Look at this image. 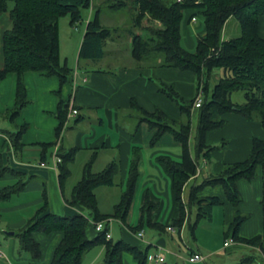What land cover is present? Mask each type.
<instances>
[{
	"label": "trees",
	"instance_id": "trees-1",
	"mask_svg": "<svg viewBox=\"0 0 264 264\" xmlns=\"http://www.w3.org/2000/svg\"><path fill=\"white\" fill-rule=\"evenodd\" d=\"M128 1L131 0H114L110 7L120 10L128 5ZM131 3L137 11L134 26L144 29L143 34L133 29L129 30L132 58L138 63L147 61L154 65L191 72L198 81L196 94L200 89L203 92L201 106L193 110L196 95L186 99L176 92L172 85L167 86L158 82L160 92L178 106L182 115L179 121L168 117L159 108L152 112L147 111L132 100L131 116L134 111L143 114L133 127L132 135L143 122H147L151 130H156L151 145H155L166 132H169L182 146L180 160L168 154L157 157L171 178L174 197L179 207L178 218L168 225L152 222V211L156 203L147 196L141 209L140 223L137 228L132 229L139 231L148 223L161 231L168 230V226L181 231L188 225L195 237L200 221L211 218L216 205L228 202L236 211L224 232L225 236L231 237L235 242L257 248L264 258V176L261 199L263 229L261 233L252 237L240 234V228L248 216L239 209L243 198L238 187L240 179L252 182L257 177L259 169H264V137L254 136L251 140L250 153L246 158L225 163L220 172L212 173L201 182L189 186L187 199L184 198L190 179L198 173L200 159L203 157L210 160L213 151L226 148L227 140L221 144H208L207 135L210 131L226 125L227 114L236 113L246 120L259 121L264 127V0H132ZM92 6L94 14L86 24L78 63L81 59L101 58L105 54L106 43L116 37L117 28L112 29L102 24V9L95 7L93 0H0V13L8 12L12 20L11 26L3 34L4 66L0 69V81L9 73L17 74L16 103L14 108L8 111L11 120L18 117L29 103L24 82L26 72L38 71L47 77L56 76L61 84L72 77L74 68L70 67L67 61L61 62L59 20L69 15L70 24L74 26L83 19L82 10ZM188 10L190 11L188 21L197 14L204 17L205 31L198 37L195 51L187 50L181 43V23ZM232 16L236 17L240 24V34L223 39L225 25ZM146 18L150 23L143 25ZM154 20L160 21L161 26L151 24ZM215 69H221L222 73L218 82L210 89L209 80ZM236 90L244 92L245 102L233 101L232 93ZM196 111L198 122L194 136L195 153H192L190 145L192 116ZM68 114L69 100L59 95L57 110L54 113L59 120V125L55 129L56 135H60ZM81 119H84L83 115L77 116L75 121L80 122ZM27 127L26 124L22 125L16 132L9 134L15 148L23 147L22 136ZM53 145L52 142L41 143L42 160L47 158L48 150ZM141 149V146H133L125 188L113 210L106 213L100 208L96 189L116 184V176L121 169L119 159L115 157L102 170L95 171L94 164L99 148H94L83 166L80 179L72 186L68 196L64 185L72 173L71 165L76 160L80 148L60 147L58 154L62 160L58 163L57 169L64 200L70 206L85 208L89 215L84 212L73 215L51 212L47 185L44 182L43 204L28 219L25 226L16 232L20 250L29 252L33 258L39 259L42 249L35 234L59 232L62 238L55 247L51 264H82L86 252L96 245L105 247V256L101 264H124V253H130L137 264H147L150 246L141 248L124 239L114 241L111 236L107 237V233L110 232L108 222L112 218L126 223L140 174ZM7 172L21 177V174L11 167L1 164L0 177ZM26 185L27 182L20 179L0 190V198H10L13 194L23 191ZM208 186H221L224 190V200L217 195L201 197L200 192ZM194 210L195 220L192 221L189 211ZM99 221L106 222L105 228L100 231L95 226ZM90 226L95 232L93 237L88 235ZM253 260V256L245 257L242 263Z\"/></svg>",
	"mask_w": 264,
	"mask_h": 264
},
{
	"label": "crops",
	"instance_id": "crops-1",
	"mask_svg": "<svg viewBox=\"0 0 264 264\" xmlns=\"http://www.w3.org/2000/svg\"><path fill=\"white\" fill-rule=\"evenodd\" d=\"M186 14H188V18L190 11H186ZM11 23V16L8 12L0 13V69L4 66L3 34L4 31L11 26ZM204 31L201 35L204 34ZM104 49L105 54L99 58V60L114 62L116 59L120 60L123 58L128 62L126 65H118L113 69H106L104 67L94 68L91 66V60H85L82 65L79 62L77 63L76 69H74L72 77L64 84H61L58 77H47L42 72L28 71L24 74V82L28 91L29 103L14 120L8 119L6 122H0V148L2 149L3 146H8L7 151L2 153L1 162L6 164L8 161L11 165L9 166L14 171L21 174V177L30 176V180L23 191L15 193L10 198H7L8 201H10L7 205L0 202V212L7 213L27 210H33V212H35V209H37V207L39 208L42 202V198L39 196L36 198L31 197L32 199L28 198L27 200L12 201H14L13 197L16 195L19 196L24 193H33L35 195L41 192L43 185L38 181L40 178L44 179L49 187V210L51 212L59 215H73L77 212H86L85 208L70 206L64 200L58 169L53 163V156L57 147L58 149L60 147L69 149L74 146L80 148L78 156L72 165L78 161L77 159L82 152L86 153V156L82 159L83 162L78 167L81 173L84 164L90 158L94 148H99V154L94 164V169L96 171L99 166L105 167L107 163L115 158V156L112 157V155H110L103 158L102 161L100 160L102 159V152L111 151L117 148V158L119 159L121 166V192L125 188L129 174L133 146L140 142L143 144L141 148L151 151L150 159L148 160L151 169L147 170L144 161L145 156L143 154L142 157L140 152V174L138 181L140 178L142 179V173L144 175L147 172L150 179L153 176H157V173L161 174L162 170L157 163H159L166 171L164 165L157 160V157L164 154L161 152H165L171 156L173 153L163 151L157 147L171 144L181 145V143L176 141L171 133L166 132L155 145H151V139L156 130H151L147 123H142L136 133L132 135L131 132H129V129L124 125L128 123V120L125 119V117L132 114L130 112L131 102L132 100H135L138 105L147 111L152 112L159 108L168 117L177 121L181 120L182 115L178 106L168 96L160 92L158 82L164 83L167 86L172 85L176 92L181 96L192 98L197 92L195 75L178 68L154 65L147 61L138 63L135 60L134 63V59L131 58V48H129L130 51L128 55H123L122 49L117 45L116 37L110 39L106 43ZM16 85L17 74L15 73H9L0 81L1 114L8 113V111L14 108L16 103ZM59 95L64 99L69 100V109L71 104L73 106L75 105L74 107L79 110L77 116L83 115L84 119H81L80 122H76L75 119L77 116L68 115L65 126L62 128L60 135L58 136L56 135L55 129L59 125V120L54 113L57 110ZM195 109L197 108L193 107V110ZM127 112L129 113L127 114ZM226 118L227 123L225 126L212 130L207 135L208 144H219L220 142L227 140L228 144L226 148L213 151L210 160H206L202 157L200 159L198 173L190 179L189 183L193 179L205 178L212 173L220 172L225 163L246 158L251 150L252 138L254 136L264 137V127L259 121L246 120L236 113H229L226 115ZM129 123L131 127L130 131H132L133 124L131 123V119ZM12 124H15L17 127H21L25 124L28 126L22 136V142L24 145L20 149L14 147L9 137V134L13 133L9 129ZM168 134H171L175 141H173ZM45 142H52L54 145L48 150L47 158L42 160L41 143ZM176 156L182 157V153L179 155V151H177ZM154 159H156V162ZM263 176L264 169L260 168L257 177L252 181L255 183L254 185L251 186V182L246 179H240L238 181V187L243 198L239 209L242 213L248 216L240 228V234L244 237H252L261 233L263 229V214L261 206ZM18 177L19 176L14 173H8L5 175L2 178L3 181H10L12 183L0 184V190L6 186L15 184L14 182ZM138 181L136 190L139 187ZM67 183H69L68 180H66L64 187H66ZM155 188L157 187L155 186ZM144 190L142 198L140 197L141 209L147 196L156 203V207L153 210L152 222H159L168 225L171 224L175 218H178L179 207L175 200L173 189V205L165 220V216L163 218L162 215L164 208L163 199L156 195L151 187H146ZM136 195H139L138 192ZM199 195L201 197L217 195L224 200V190L221 186L205 187ZM137 197L138 196L135 197V200L133 198V202L137 201ZM0 201L2 200L0 199ZM217 208L218 211H222L225 222L228 226L234 218L236 208L230 203L224 202L223 204L216 205L213 208V213ZM16 216L7 218L0 214V224L3 222L4 227L7 228V230H14L12 233L9 231L7 232L6 240L10 241L9 246L7 245L6 248L0 247L3 252V255L0 257V264H51L55 247L61 240L62 234L59 232L53 234L36 233L35 237L41 244L42 253L41 258H33L29 252H22L20 250V245H18L16 239L17 230L22 229L31 217L28 213H24L20 217ZM114 220L118 219L112 218L108 222L112 239V224ZM88 235L90 237L95 236L92 226L88 228ZM122 235L123 238H125L124 240L132 241L128 238L125 229H122ZM138 237L140 236L138 235ZM155 242H157V245L155 246L159 248L167 247V243L163 237L157 238ZM134 243L141 248L148 246L151 247L153 245L148 242H143L144 244L138 242ZM239 245L251 247L243 243H239ZM101 246L102 248L99 251L97 250L95 253L89 254L87 257L84 256L82 264H97L103 253H105L104 245ZM170 252L173 254V251L170 250ZM174 255L176 256L177 254L174 253ZM123 262L124 264H137L130 253H124Z\"/></svg>",
	"mask_w": 264,
	"mask_h": 264
},
{
	"label": "rangeland",
	"instance_id": "rangeland-1",
	"mask_svg": "<svg viewBox=\"0 0 264 264\" xmlns=\"http://www.w3.org/2000/svg\"><path fill=\"white\" fill-rule=\"evenodd\" d=\"M93 1H94L95 7L102 9V12H101L102 24L112 29L117 28V31H116L117 45H119L120 48L122 49L123 55H126V54L128 55L130 51L129 48H131V36L129 34V29H133L136 32L140 31L138 32L140 34L144 33V29H142L141 27L134 26V19L137 14V11L134 10V7L131 3L132 0L128 1V5L125 8H121L120 10L113 9L110 7V3H113L114 0H93ZM12 7H13V2L11 1L10 8ZM93 14H94L93 6L90 8H84L82 10L83 19L80 22L76 23L74 26L70 24L69 15L63 16L59 20L61 62L64 63L65 61H67L68 65L74 69H76L77 67L80 45L84 37L86 24L88 20L93 16ZM187 15L188 14H185V17L181 23L182 45L190 51H193V50L195 51L197 42H198V37L201 35V33H203L205 29L204 17L202 14H197L196 16L197 21L189 22ZM143 22H144L143 25H148L150 23V21H148L147 18ZM151 24L157 27L161 26V22L158 20H154ZM240 31H241L240 24L237 18L232 16L225 25V29L223 32V39H229V38L238 36L240 34ZM84 61L85 60L81 59L80 64L82 65ZM127 62L128 61L124 60L123 58L120 60L116 59V61L114 62L97 59V60H91V66L94 68L104 67L106 69H113L117 67L118 65L119 66L126 65ZM133 62L135 63V60H133ZM221 73H222L221 69L214 70V73L211 79L209 80L210 89H212L214 85L218 82ZM197 85H198V81L196 78V86ZM186 99H190V98H186ZM232 99L236 103L245 102L244 92L242 90L234 91L232 93ZM128 113L129 112H127V114ZM128 116H127L128 123L124 125L127 129H129V132H132L130 131L131 129L130 123H129L130 118ZM130 117H131V123L133 124V127H134L138 123L140 118L143 117V114L140 113L139 111H134L133 115L132 116L130 115ZM8 119H10L9 113L7 112L3 114L0 113V122L2 121L6 122ZM197 122H198V114L196 111L194 112L192 116V132H191V141H190L192 153H195L194 136H195V132L197 128ZM143 123H147V122H143ZM10 126L11 127L9 129L12 132H16L20 128V127H17L15 124H12ZM168 136H170V138L173 140L171 134H168ZM219 144H221V142ZM137 145L143 146L141 142ZM7 148L8 146H3L2 149L0 148V150L2 153H4L7 151ZM157 148L162 149L163 151L173 153L172 156L177 160L181 159L180 156H176L177 151H179V155H181L182 153V147L180 144L164 145V146L157 147ZM140 152H141L142 157H143V154L145 156L144 161H145L147 170H150L151 166L149 165L148 160L150 159L151 151H148L147 149L142 148ZM161 153L166 154L165 152H161ZM110 155H112V157L113 156L117 157L118 156L117 148L111 151L102 152L101 154L102 159L100 160L103 161V158H106ZM85 156H86V153L82 152L79 155V158L77 159L78 161L71 167L72 175L68 179L69 183H67L65 187V193L68 196L70 194L72 186L81 177L82 173L80 172L78 167L83 162L82 159ZM154 160L156 162V159ZM1 164H4V163H2L0 159V165ZM4 165L9 166L10 163L7 161L6 164ZM157 165L162 170L161 174L157 173V176H153L150 179L148 177L147 172L144 175L142 173L141 175L142 179L140 178V180L138 181L139 187L136 190V194L138 192L139 195L135 194V197L138 196L137 201L133 202V206L131 208V212L128 217L127 223L124 224L122 221L114 220L112 224L113 226L112 233H113L114 241H117L119 239H125L123 238V235H122V229H125L127 232L128 238L132 240V241H129V240H126V241L134 245H137L134 242H138L141 244H144L143 242L152 243L153 245L150 247L149 253H155L160 250L159 247L155 246L157 245V242H155V240L157 238L163 237L167 243V247H164V251H162L166 257V261L164 264H264V258L261 255V252L257 248L240 246L239 243L233 241L231 237L225 236L224 232L227 229V224L225 222L222 211H218V208L215 209V212L213 213L211 218L202 219L200 221L199 226L197 227L195 231V237L191 234V231L189 230L188 225H185L181 231L176 228L175 231L172 232L168 230L161 231L156 227L150 226L148 223H145L143 228L139 230V231L142 230L144 232V237L143 238L138 237V234H137L138 229L134 231L132 228L134 227L137 228L140 223V219H141L140 197L142 198V195H143L142 193H144L145 191L144 188L151 187L152 191L163 199L164 208L162 211V215H163V218L165 216L164 220L167 218L168 213L171 210L172 205H173V194H172V189H171L170 177L167 171H165L159 163H157ZM103 168L104 166H99L97 171H100ZM8 173H11V172H7L0 177V184H8V183L11 184L12 183L10 181H3L2 179ZM29 177L30 176H26V177L19 176L18 179L14 183H16L20 179L28 183L30 180ZM202 180L203 178L193 179L189 183V185L185 189V195H184L185 200L187 199V193L190 188L189 186L199 183ZM38 181L42 183V185L44 184V182H46L42 178H40ZM254 184H255L254 182L250 183L251 186ZM155 186L157 188H155ZM46 187H47L48 197L50 198L49 187L48 186ZM43 189H44V186H43ZM43 189L41 192L35 195L33 193H26V194L24 193V194H20L19 196L16 195L13 197L14 201L12 202H15L17 200L19 201L27 200L28 198H31V197L36 198L39 196L42 198V202L40 204L41 206L43 204V195H42ZM96 194L99 199V205H100L101 210L106 213L111 212L113 210L114 205L118 202L120 194H121L120 172L116 176V184L114 186L99 187L98 189H96ZM135 197H134V200H135ZM0 199L2 200L0 202L5 205H7L8 202H10L8 201V199H3V198H0ZM27 211L7 212V213L0 212V214H2L3 216H6L7 218H11L16 215H17L16 217H20L24 213H28L31 217L35 213L33 212V210H27ZM85 211H86L85 213L89 215L88 210H85ZM191 212L189 211L190 219L194 221L195 220V210L192 213ZM60 215H63V214H60ZM20 230H17V232H19ZM8 231L14 232V230H7V228L4 227V223L1 222L0 224V247L6 248L7 245L9 246L10 241L6 240ZM16 239L18 241V245H20L19 239L17 236H16ZM226 241L229 242L228 245H225ZM101 248H102L101 245L94 246L92 249L86 252L85 257L89 256V254L95 253L97 250L99 251ZM170 250L173 251V254L170 252ZM193 250L199 251L204 256H206L205 260L200 261V262H195V263L189 262L188 258L191 255V252ZM174 253H176L177 255L175 256ZM104 256H105V253H103V255L101 256L97 264H101L103 262ZM249 256H253L254 260L251 262L242 263V260L245 257H249ZM147 264H156V263L147 262Z\"/></svg>",
	"mask_w": 264,
	"mask_h": 264
},
{
	"label": "built area",
	"instance_id": "built-area-1",
	"mask_svg": "<svg viewBox=\"0 0 264 264\" xmlns=\"http://www.w3.org/2000/svg\"><path fill=\"white\" fill-rule=\"evenodd\" d=\"M177 1H182V0H177ZM197 21V17L193 16L191 18V22H196ZM203 102V92L202 89H200L198 91V93L195 96V101H194V108H198L201 106ZM79 113L78 109L76 107H74L72 104L70 105V109H69V116H75ZM58 147L56 148V151L54 152V156H53V163L54 165L57 167L58 163L61 162V157L58 154ZM105 221H99L95 223L96 229L97 230H103L105 228ZM168 230L169 231H175V228L173 226H168ZM138 235L140 237L144 236V232L141 230L138 232ZM111 234L110 232L107 233V237H110ZM232 239V238H231ZM233 240V239H232ZM229 242L226 241L225 245H228ZM160 250L158 252L155 253H149L148 254V261L154 262L156 264H163L166 261V257L164 255V253L162 251H164V248H159ZM3 255L2 250L0 249V257ZM206 256H204L202 253L198 252V251H192L191 255L189 256L188 260L191 263H195V262H200L205 260Z\"/></svg>",
	"mask_w": 264,
	"mask_h": 264
},
{
	"label": "water",
	"instance_id": "water-1",
	"mask_svg": "<svg viewBox=\"0 0 264 264\" xmlns=\"http://www.w3.org/2000/svg\"><path fill=\"white\" fill-rule=\"evenodd\" d=\"M10 233H12V232H10Z\"/></svg>",
	"mask_w": 264,
	"mask_h": 264
}]
</instances>
